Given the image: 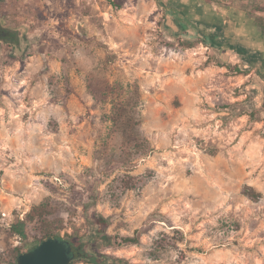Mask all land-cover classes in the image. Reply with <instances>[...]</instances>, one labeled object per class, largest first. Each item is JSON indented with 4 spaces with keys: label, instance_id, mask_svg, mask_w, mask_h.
Listing matches in <instances>:
<instances>
[{
    "label": "rangeland",
    "instance_id": "rangeland-1",
    "mask_svg": "<svg viewBox=\"0 0 264 264\" xmlns=\"http://www.w3.org/2000/svg\"><path fill=\"white\" fill-rule=\"evenodd\" d=\"M167 15L163 0H0L20 40L0 39V264L40 204L59 236L129 264H264V68ZM120 106L138 142L114 125ZM98 216L139 242L105 246Z\"/></svg>",
    "mask_w": 264,
    "mask_h": 264
},
{
    "label": "crops",
    "instance_id": "crops-1",
    "mask_svg": "<svg viewBox=\"0 0 264 264\" xmlns=\"http://www.w3.org/2000/svg\"><path fill=\"white\" fill-rule=\"evenodd\" d=\"M259 1L163 0V6L174 31L185 29L200 35L201 40L213 36L224 49L235 52L231 58L235 63L251 69L258 65L264 68V32L255 19L264 11L252 12Z\"/></svg>",
    "mask_w": 264,
    "mask_h": 264
},
{
    "label": "trees",
    "instance_id": "trees-1",
    "mask_svg": "<svg viewBox=\"0 0 264 264\" xmlns=\"http://www.w3.org/2000/svg\"><path fill=\"white\" fill-rule=\"evenodd\" d=\"M245 5V2H244ZM264 11V0L259 2H255L254 8L252 12ZM257 23L262 27V31L264 32V15L257 14L255 17ZM1 39H6L9 42H12L17 47L19 45V38L11 37H2ZM187 47L193 46L192 44H186ZM222 65H225L222 63ZM236 73L249 74L250 71L243 70L236 66ZM255 80L259 85L260 89L264 92V77L257 74ZM114 125L118 128H122L123 132L126 135V142L132 143V141L138 142L141 138L140 133L135 128V125L138 123L136 120V116L131 109H127L125 106H120L114 113L113 116ZM244 192L248 194L250 197L257 199L259 196L258 192L251 187L246 186L244 188ZM49 204H40L34 206L26 216L18 220V222L12 224L10 231L14 235H18L20 240L22 241V246L15 247L16 255L15 258L22 252H24L22 247L26 248V251L33 248L38 242H41L49 237H57L62 240H65L63 237L59 236L55 229L59 228V223L61 220L57 221L54 213L51 208H49ZM95 230L94 234L98 236L100 241L105 246L111 247H119L122 244H135L140 240V235L137 232L136 236H125L118 238L117 236H111L107 232V228L109 226V219L104 216H98L95 218ZM30 237H33V240H29ZM66 241V240H65ZM75 259H73L74 261ZM72 261V263H73ZM88 262L93 264H129L125 259L119 257L109 256L107 254L91 251L89 252ZM71 263V264H72ZM16 264V259L14 263Z\"/></svg>",
    "mask_w": 264,
    "mask_h": 264
},
{
    "label": "water",
    "instance_id": "water-1",
    "mask_svg": "<svg viewBox=\"0 0 264 264\" xmlns=\"http://www.w3.org/2000/svg\"><path fill=\"white\" fill-rule=\"evenodd\" d=\"M73 259L70 244L52 236L20 253L16 264H71Z\"/></svg>",
    "mask_w": 264,
    "mask_h": 264
},
{
    "label": "flooded vegetation",
    "instance_id": "flooded-vegetation-1",
    "mask_svg": "<svg viewBox=\"0 0 264 264\" xmlns=\"http://www.w3.org/2000/svg\"><path fill=\"white\" fill-rule=\"evenodd\" d=\"M180 30V29H179ZM0 39L2 37H7L9 32L3 27V25L0 23ZM179 32V31H177ZM181 35L187 36L191 41L196 40L198 38H201L200 35L194 34L192 32L185 31V29H182L180 31ZM201 42L206 43L208 46H211L214 50L219 51L222 53L223 57H229L230 59L234 57V53L232 52L231 49H224L223 44H218L216 41L215 37H208L204 36V39L201 40ZM70 244V251L72 254V257L75 258H88L89 257V252H91L90 249H85L84 243L80 242V244L75 245L71 241L66 240Z\"/></svg>",
    "mask_w": 264,
    "mask_h": 264
}]
</instances>
